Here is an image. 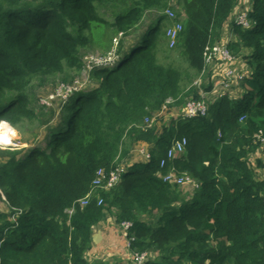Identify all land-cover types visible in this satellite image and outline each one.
Instances as JSON below:
<instances>
[{
	"label": "trees",
	"instance_id": "obj_1",
	"mask_svg": "<svg viewBox=\"0 0 264 264\" xmlns=\"http://www.w3.org/2000/svg\"><path fill=\"white\" fill-rule=\"evenodd\" d=\"M167 2L0 0V122L19 128L34 121L29 87L41 77L82 70L83 47L100 46L105 54L118 47L113 64L93 67L98 85L71 94L42 145L0 150V199L8 208L0 211V264H95L85 252L94 226L113 210L118 224L132 223V251L148 253L140 264H264V178L258 174L264 156L249 160L264 146V0H250L249 26H234L231 51L248 50L246 62L234 57L232 64L243 73L234 79L237 92L212 100L207 116H180L157 134L155 127L143 130L145 119L168 99L182 105L198 94L191 83L206 64L205 48L222 40L240 4L177 0L182 12L174 11L185 17L171 51L185 58L182 69L159 60L169 46V19L161 14ZM104 3L121 10L108 20L99 10ZM154 10L159 14L135 45H116L115 33L129 36ZM138 136L153 143L149 159L124 168L115 186L92 189L96 171L119 166ZM183 137L182 156L161 166ZM170 172L198 183L191 197L184 185L163 179ZM153 211L154 222L142 217Z\"/></svg>",
	"mask_w": 264,
	"mask_h": 264
},
{
	"label": "rangeland",
	"instance_id": "obj_2",
	"mask_svg": "<svg viewBox=\"0 0 264 264\" xmlns=\"http://www.w3.org/2000/svg\"><path fill=\"white\" fill-rule=\"evenodd\" d=\"M249 3L250 0H240V4L224 25L222 40L229 38V44L238 40V37L234 32L233 20L237 13L246 12L248 10L247 7L249 6ZM168 8L177 12H182V8L177 4V0H168L166 7L161 14H165V11ZM99 10L104 18L111 20L121 10V8L118 4L104 3L100 5ZM158 14L159 12L155 10L147 11L141 23L129 36L125 34L120 35V32L118 34L115 33L114 36H118L119 40L123 41V49L125 48L129 50L133 45H135L139 41L141 34L147 30L151 22L155 20ZM183 17H185V15ZM183 17H181V19ZM170 24L171 22L168 21L167 26ZM166 27H164V30ZM171 50L172 48L167 46V51L160 55L159 60L162 63L175 64L182 69L187 68L188 63L185 58L178 54V51ZM117 51L118 47L115 45L112 46L110 52H108V54L111 55L108 56L115 55L116 60L118 58V55H116ZM247 52L248 50L242 47L241 54L239 56L232 50L233 57L241 58H238L239 60L237 61L239 62L240 60L246 62L244 55ZM105 53V50H103L100 46H85L81 50V55L85 62L82 70L76 71L68 69L63 73L56 74L54 76L38 78L31 84L28 89V97L31 100V107L35 110L38 116L34 121L23 123L19 128L13 126L14 130L12 135L13 137H16V141L22 145L20 149L25 148V150H27L34 145L43 144V139L48 135V128L49 125H51L50 122H55L57 121V118L60 117L63 105L70 98L73 91L80 89L89 90L98 85V81L92 76L91 64H94L95 62L93 61L99 59L101 56H106ZM220 70L222 71L221 73ZM221 80H225L223 78L222 63L219 61L206 63L201 74L195 77L194 82L191 83V85H195L199 89L198 94L186 97L182 105H175L172 103L171 107L170 105H167L165 108L162 107L160 111L154 113L150 117L153 118L152 124L150 126L146 125L143 130L146 131L155 127L156 133L159 134L164 125H168L170 121L180 117V114L184 112L183 108L185 107V103L188 98L200 96L206 93V97L210 105L212 100L216 97H220L221 95L229 93L230 96H233L234 93L237 92V85H239V82L236 81L234 86L226 88L227 85L230 86V83L234 82V79L225 80L223 83ZM183 84L186 85L188 83L187 81H184ZM203 85H211V88L206 90ZM189 86L190 85H187L186 87ZM130 143V153L128 154V158H126V160H130L132 162L130 165L136 161V163L145 161L153 143L141 136L131 139ZM249 160L250 162H253L255 159L251 155ZM119 166L126 168L128 165L126 166L123 161H120ZM258 174L261 175L260 177L264 178L263 170H259ZM181 188L183 189L186 197H191L194 193V190L190 185L181 186ZM0 211H8L7 205L3 199H0ZM114 211L115 210L108 213L101 223L94 226L93 234L97 233L98 238L94 240L92 234L91 247L85 252L88 262L90 261L95 264H133V251L128 245V238L124 234L122 226L116 221ZM155 212L156 211H153L150 214H143L142 217L150 223L154 222L158 216ZM152 256L155 257L156 254H152Z\"/></svg>",
	"mask_w": 264,
	"mask_h": 264
},
{
	"label": "built area",
	"instance_id": "obj_3",
	"mask_svg": "<svg viewBox=\"0 0 264 264\" xmlns=\"http://www.w3.org/2000/svg\"><path fill=\"white\" fill-rule=\"evenodd\" d=\"M165 14L167 15L169 21L171 22V24L166 27V31H167L166 35L169 38V46L174 47L178 40L179 34L183 30V23H182V20L177 17V14L175 13L173 9L168 8L165 11ZM233 23H234V26H238V25L249 26L250 22L248 20L247 11L237 13V15L235 16L233 20ZM120 35H122V33H120ZM118 41H119V37L116 36L115 38L116 45ZM108 55H111V54L107 53L106 56L104 55V56H101L99 59L94 60L93 62L95 63L91 64L92 69L96 65L102 66V65L113 64L116 61L115 60L116 56L115 55L108 56ZM204 59H205V63H212L213 61H219L220 63H222L223 78L225 80H229V79L232 80V79H235V77L242 79L243 77V73H240V72L237 73L234 70V67L232 66L233 62L235 61V58L233 57L232 51L229 47V38L224 39L220 42H217L213 45H207L204 51ZM225 80L224 81L221 80V82L223 83L225 82ZM233 83H230V86L227 85L226 88H231L233 86L232 85ZM173 102H174V99H168L162 107L165 108L167 105H170V103H173ZM183 109H184V112L180 114V116L185 119L194 118L197 116H207L208 110H209V102L206 97V93L200 96L188 98L186 100L185 107ZM244 118L245 117L243 116L241 120H243ZM145 120H146L147 126H150L153 122V118H150V117H147ZM3 124H5V126L7 125L8 127H5V129H2L1 127ZM13 130H14L13 126L10 125L8 122H5V121L0 122V149L16 150L22 147V145L18 141H16V137H13L12 135ZM261 141L264 143V137L261 139ZM186 144H187L186 137H183L182 139L174 140L171 147L168 149L167 157L162 159L161 166L166 164L165 163L166 159L171 160L176 157H181L185 151ZM263 147L264 146L261 145L260 150L252 154L254 159L262 155L264 156ZM149 156L150 154L148 152L146 156L147 159L149 158ZM124 170L125 169L121 166H117L116 168L111 169L109 172H107L104 168H99L96 171V177L93 179L92 189H96L99 187L109 189L115 186L117 183L121 181ZM163 179L168 180L170 182H176L184 186L190 185L193 189L198 186V183H196V181L187 174H184L183 176H177L174 172H170L164 175ZM88 197L89 195L79 200L81 206H84L87 204ZM100 202L101 200L99 201V203ZM70 212L72 211L70 210ZM120 225L122 226L124 230V234L128 238V245L130 246L128 234H129V229L132 226V223L130 221H124ZM147 257H148L147 252H142V253L133 252L132 253L133 264H140L143 261H145Z\"/></svg>",
	"mask_w": 264,
	"mask_h": 264
},
{
	"label": "crops",
	"instance_id": "obj_4",
	"mask_svg": "<svg viewBox=\"0 0 264 264\" xmlns=\"http://www.w3.org/2000/svg\"><path fill=\"white\" fill-rule=\"evenodd\" d=\"M128 158V157H127ZM146 160H148V159H145V161ZM121 161H123L124 163H125V165L127 166V165H130L132 162L130 161V160H126V158L125 159H123V160H121Z\"/></svg>",
	"mask_w": 264,
	"mask_h": 264
},
{
	"label": "water",
	"instance_id": "obj_5",
	"mask_svg": "<svg viewBox=\"0 0 264 264\" xmlns=\"http://www.w3.org/2000/svg\"><path fill=\"white\" fill-rule=\"evenodd\" d=\"M96 238H98V234L97 233L93 234V239L96 240Z\"/></svg>",
	"mask_w": 264,
	"mask_h": 264
},
{
	"label": "bare ground",
	"instance_id": "obj_6",
	"mask_svg": "<svg viewBox=\"0 0 264 264\" xmlns=\"http://www.w3.org/2000/svg\"><path fill=\"white\" fill-rule=\"evenodd\" d=\"M5 127H8V126H7V125L5 126V125L3 124L1 128H2V129H5ZM12 132H13V131H12Z\"/></svg>",
	"mask_w": 264,
	"mask_h": 264
},
{
	"label": "clouds",
	"instance_id": "obj_7",
	"mask_svg": "<svg viewBox=\"0 0 264 264\" xmlns=\"http://www.w3.org/2000/svg\"><path fill=\"white\" fill-rule=\"evenodd\" d=\"M10 125H11V124H10ZM256 159H257V158H256ZM256 159H255V160H256Z\"/></svg>",
	"mask_w": 264,
	"mask_h": 264
}]
</instances>
